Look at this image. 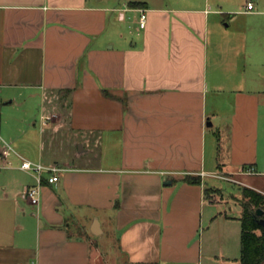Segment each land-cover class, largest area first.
<instances>
[{
  "label": "crops",
  "instance_id": "1",
  "mask_svg": "<svg viewBox=\"0 0 264 264\" xmlns=\"http://www.w3.org/2000/svg\"><path fill=\"white\" fill-rule=\"evenodd\" d=\"M243 1L0 0V101L39 108L0 171V264H240L235 233L204 237V179L264 190V5ZM99 144L104 166L81 160ZM19 156L60 167L36 205Z\"/></svg>",
  "mask_w": 264,
  "mask_h": 264
},
{
  "label": "rangeland",
  "instance_id": "2",
  "mask_svg": "<svg viewBox=\"0 0 264 264\" xmlns=\"http://www.w3.org/2000/svg\"><path fill=\"white\" fill-rule=\"evenodd\" d=\"M193 1L195 3H198L203 2L204 0ZM214 1L215 0H207V2L210 3V7H217L218 2L219 6L222 5L224 9L227 7L233 9L239 8V6L244 2L243 0H216V3ZM261 1H263L264 5V0ZM38 109L39 108L37 104L35 105L31 102L20 103L19 99H16L12 103L8 104L3 101L1 103L0 101V147H2L3 142L11 143V140L16 139L15 146L19 151L27 149L30 152H34V140L37 138V135H35L34 130L31 129V122H33V118L37 120L39 119V114L37 111ZM28 126H30L29 131L17 140L18 137L16 138V136L18 134H21L19 133L20 130L25 127L29 128ZM258 149L259 162L256 165L258 174L254 182L255 184H257V186H261L262 188L264 187V101L262 102L260 108ZM58 152H62V149L58 150ZM105 153H107L105 144L95 145L94 147H91L88 152L82 153L81 160L88 159V164L95 165L102 163V166H104L105 162H100L99 159L102 155L105 156ZM11 155H15V153H12ZM239 177L231 175L225 180L214 176H206L204 179L207 199L210 198L212 201H216L214 203H205V220L209 215H211L213 219H211L212 222L208 227L205 222L204 237H206L207 234L210 235L209 240L212 241L211 246L215 250H217L221 246L222 243L220 236H224L225 233H228V235L235 233V237L238 240L240 239L241 226L240 221L237 217L240 216L241 213L240 200L242 199L241 186L243 185L241 183H238L240 179ZM26 178L28 179L27 176ZM224 214L230 216V218H227L225 220L222 217ZM114 236L115 234L111 235L107 232V234L105 233L103 238H107L111 242L112 239H116L114 238ZM223 244H226V240H224ZM223 244L222 246H224ZM207 263V259L203 258L200 264ZM195 264H199V262H196ZM214 264H217V262L215 261ZM231 264L235 263L232 262Z\"/></svg>",
  "mask_w": 264,
  "mask_h": 264
},
{
  "label": "trees",
  "instance_id": "3",
  "mask_svg": "<svg viewBox=\"0 0 264 264\" xmlns=\"http://www.w3.org/2000/svg\"><path fill=\"white\" fill-rule=\"evenodd\" d=\"M132 6L141 3L132 2ZM188 183H200L199 176L188 175L183 178ZM206 190V189H205ZM240 200V264H261L264 262V227L258 223L255 215L257 208L262 209L264 218V190L259 191L248 186H241Z\"/></svg>",
  "mask_w": 264,
  "mask_h": 264
},
{
  "label": "built area",
  "instance_id": "4",
  "mask_svg": "<svg viewBox=\"0 0 264 264\" xmlns=\"http://www.w3.org/2000/svg\"><path fill=\"white\" fill-rule=\"evenodd\" d=\"M252 8H253V3L251 1H247L246 9L249 10ZM145 22H146V15L143 11H141L139 19H138L139 27H144ZM12 153L16 154L12 145L10 143L4 142L3 146L0 149V171L5 168L10 167L11 162L9 159V155H11ZM20 159H21L20 168L32 173L36 178L35 185L26 187L24 189V195L27 198V200L30 203L36 205L38 204L39 196H40L39 186L41 185L42 172H46L48 174L47 176L48 182H54L58 179V176L56 173L60 170V167H57L55 165L45 166L40 162L30 161L22 157H20Z\"/></svg>",
  "mask_w": 264,
  "mask_h": 264
},
{
  "label": "water",
  "instance_id": "5",
  "mask_svg": "<svg viewBox=\"0 0 264 264\" xmlns=\"http://www.w3.org/2000/svg\"><path fill=\"white\" fill-rule=\"evenodd\" d=\"M79 148H80V145H79ZM262 209L261 208H257L256 210H255V215L257 216V217H259L258 218V223L262 226V227H264V218L262 217ZM94 225H96V222L94 223ZM93 231V230H92ZM94 232V231H93ZM95 233V232H94Z\"/></svg>",
  "mask_w": 264,
  "mask_h": 264
}]
</instances>
